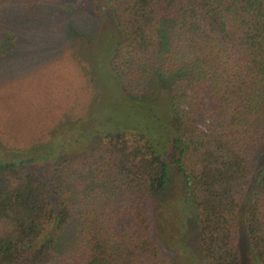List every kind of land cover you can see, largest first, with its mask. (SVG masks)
I'll return each instance as SVG.
<instances>
[{
	"label": "trees",
	"instance_id": "obj_1",
	"mask_svg": "<svg viewBox=\"0 0 264 264\" xmlns=\"http://www.w3.org/2000/svg\"><path fill=\"white\" fill-rule=\"evenodd\" d=\"M42 1L0 0V85L11 87L0 95V264H171L152 224L169 206L170 169L204 262L239 264L242 228L264 264V0H106L112 22L92 0L123 92L153 109L164 94L167 151L129 124L91 122L88 139L47 143L9 135L22 24ZM51 156L49 171L35 167Z\"/></svg>",
	"mask_w": 264,
	"mask_h": 264
},
{
	"label": "rangeland",
	"instance_id": "obj_2",
	"mask_svg": "<svg viewBox=\"0 0 264 264\" xmlns=\"http://www.w3.org/2000/svg\"><path fill=\"white\" fill-rule=\"evenodd\" d=\"M99 2L105 9L103 15L112 22L106 0ZM94 9L92 0H43L34 17L26 18L22 24L25 70L16 94L20 105L12 113L19 119L6 127L9 135L24 142L47 143L74 140L82 133L88 139L97 127L117 129L129 124L152 137L160 151H167L172 123L164 94L157 98L153 109L151 104L135 101L123 92L108 64L114 44L112 29ZM9 89L6 84L0 85V95L8 94ZM85 117L86 121H80ZM91 122L95 124L93 131L89 130ZM49 144L40 149L46 152ZM5 148L0 139V155ZM50 159L38 160L35 167L49 171L54 163L53 156ZM173 171L170 169L169 206L158 205L153 210L154 238L167 259L173 260L171 264H206L193 232L192 217L186 213L189 206L181 178ZM241 229L239 264H258Z\"/></svg>",
	"mask_w": 264,
	"mask_h": 264
}]
</instances>
